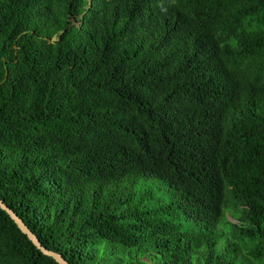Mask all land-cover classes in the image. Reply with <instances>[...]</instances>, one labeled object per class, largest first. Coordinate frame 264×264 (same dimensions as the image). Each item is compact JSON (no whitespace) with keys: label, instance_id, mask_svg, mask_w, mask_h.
Instances as JSON below:
<instances>
[{"label":"trees","instance_id":"trees-1","mask_svg":"<svg viewBox=\"0 0 264 264\" xmlns=\"http://www.w3.org/2000/svg\"><path fill=\"white\" fill-rule=\"evenodd\" d=\"M0 199L68 264H264V0H0ZM0 264H59L0 207Z\"/></svg>","mask_w":264,"mask_h":264},{"label":"water","instance_id":"water-1","mask_svg":"<svg viewBox=\"0 0 264 264\" xmlns=\"http://www.w3.org/2000/svg\"><path fill=\"white\" fill-rule=\"evenodd\" d=\"M0 207L4 211H6L10 217L15 221L19 229L27 235V237L32 241V243L45 255L51 256L53 259H55L59 264H68L60 255L46 249L42 246L36 235L25 225V223L22 221V219L14 213L12 209L7 207L4 202L0 199Z\"/></svg>","mask_w":264,"mask_h":264},{"label":"rangeland","instance_id":"rangeland-1","mask_svg":"<svg viewBox=\"0 0 264 264\" xmlns=\"http://www.w3.org/2000/svg\"><path fill=\"white\" fill-rule=\"evenodd\" d=\"M238 261L242 262V264H250V261L246 258H243V257H239Z\"/></svg>","mask_w":264,"mask_h":264}]
</instances>
